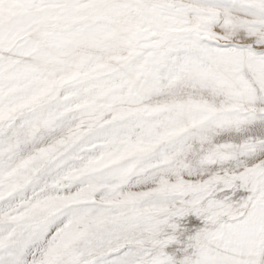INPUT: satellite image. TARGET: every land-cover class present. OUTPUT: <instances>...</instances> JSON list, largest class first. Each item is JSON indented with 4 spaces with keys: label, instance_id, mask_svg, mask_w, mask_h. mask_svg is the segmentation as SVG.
Wrapping results in <instances>:
<instances>
[{
    "label": "snow or ice",
    "instance_id": "snow-or-ice-1",
    "mask_svg": "<svg viewBox=\"0 0 264 264\" xmlns=\"http://www.w3.org/2000/svg\"><path fill=\"white\" fill-rule=\"evenodd\" d=\"M0 264H264V0H0Z\"/></svg>",
    "mask_w": 264,
    "mask_h": 264
}]
</instances>
